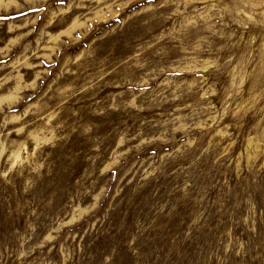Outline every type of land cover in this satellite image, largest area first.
I'll return each mask as SVG.
<instances>
[{
	"label": "rangeland",
	"instance_id": "obj_1",
	"mask_svg": "<svg viewBox=\"0 0 264 264\" xmlns=\"http://www.w3.org/2000/svg\"><path fill=\"white\" fill-rule=\"evenodd\" d=\"M0 264H264V0H0Z\"/></svg>",
	"mask_w": 264,
	"mask_h": 264
}]
</instances>
